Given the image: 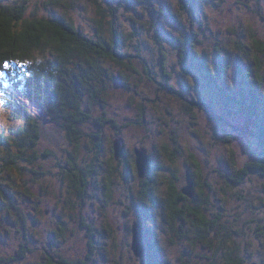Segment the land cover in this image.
<instances>
[{"label":"rangeland","instance_id":"374dc122","mask_svg":"<svg viewBox=\"0 0 264 264\" xmlns=\"http://www.w3.org/2000/svg\"><path fill=\"white\" fill-rule=\"evenodd\" d=\"M23 1L25 0H0V3L10 6ZM26 1L29 5V17L35 13L47 16L51 11L56 14H68L77 26L89 32L92 31L93 19L97 17L96 7L91 0H71L74 10L65 8L62 3L51 4V0ZM61 1L65 3L69 0ZM124 1L129 2L131 7H122L120 19L116 20L115 26L124 30V39L129 38L130 33L136 34L133 46L141 42V55L147 65L140 58L132 59V65L137 71L133 74L135 77L132 75L131 80L127 81V87L117 82L109 86V94L102 103L107 108L102 109L100 104L95 110V118L102 117L101 113L108 110L110 118L122 126L120 135L116 136L114 128L107 126L103 150L97 154L94 141L87 139L78 151L80 155L77 159L81 165L82 162H86L85 166L91 163L94 168L91 174L93 180L87 192L85 206L79 211V218L100 229L97 232L99 243L96 244V250L99 248L97 254L103 253L104 256L99 257V263L104 262L106 258L105 264H136L129 255L132 234L127 226L130 220H138L140 217H136V209L131 214L123 204L125 201L129 204L132 195L137 198L141 192L142 180L137 173L135 149L144 147L151 151L150 183L154 185L153 192L157 199L156 213L153 214L156 222L146 224L144 230L146 233L157 232L161 252L154 258L157 264H184V259L186 264H225L227 251L212 259L211 254H204L203 249L197 247L190 256L192 259L187 258L186 255L192 248L187 242L173 237L169 231V210L164 203L169 191L172 186L181 190L187 187V172L197 171L198 168L203 176H197L195 180L210 186V189L203 187L210 201L204 213L210 219L222 217L221 223L226 224L229 232L232 231L236 242H240L243 248L253 245L250 248L255 253L257 262L264 264V177L253 173L247 182L240 186L230 184L223 176L233 174L236 168L241 169L251 161V148H257V145L251 147L255 141L239 139L237 134L233 133V127L226 124L228 135L233 137V144H227L226 134L220 126L194 104L196 100L211 104L217 115L224 116L233 124L240 123V115L223 103L216 85L205 81L202 68L191 63L188 67L180 64L177 43L182 34L195 32V39L200 42L197 51L207 56L206 67L219 77V86H230L234 91H239L242 88L239 81L243 79L238 74L249 72L250 65L254 62L253 56L248 58L244 51H247V46L250 47L253 34L264 41V19L261 17V14L264 15V0H193L196 4L194 19L188 16H185L184 20L167 17L163 20V25H159L156 30L143 26L141 20L144 17L136 13L145 12V5L134 3L133 0ZM154 3L156 6L170 7L175 13L179 11L178 0H154ZM147 67L151 70L150 76L147 74ZM125 72L131 73L127 68ZM169 86L174 88L175 92ZM179 94H183V98H179ZM11 113L0 104V134H8L22 126V119L15 118ZM46 118L44 114L38 115L41 140L36 150L39 154H52L41 160L44 171L50 173V176H47L48 179L43 184L48 192L42 193L39 190L37 196L41 206L44 209H52L53 215L46 219L38 215L41 225L36 227L38 235L53 228L55 221L63 214L59 203L66 201L67 195L64 194L60 198L57 196L61 188L59 165L68 167L67 150L74 153L72 156L76 154V148L70 147L63 130ZM81 128L85 133L91 134L94 125L87 123ZM120 137L125 143V157L118 162L113 157L112 146ZM233 152L237 155L236 159ZM195 189L197 194L199 186ZM27 203L22 208L33 211L36 203ZM107 227L108 235L111 233L110 238L102 240L99 236L101 229L107 230ZM31 229L32 227L28 228ZM73 230L75 238L71 241L76 243H70V246L73 245L74 249L70 253L68 248L67 253L68 244L49 249L56 258L59 254L71 260L73 257L80 259L83 256L87 246V239L84 240L85 229L81 230L78 222L73 226ZM104 233L101 236H107ZM6 238L7 234L3 231L0 256L4 258L16 254L21 244V238L15 232ZM142 244L151 248L154 244L152 235H144ZM30 248L37 251L34 240ZM200 254L205 257L201 258ZM43 255L44 253L28 254L26 259L16 264H46ZM208 256L211 261L206 259Z\"/></svg>","mask_w":264,"mask_h":264},{"label":"trees","instance_id":"16d2710c","mask_svg":"<svg viewBox=\"0 0 264 264\" xmlns=\"http://www.w3.org/2000/svg\"><path fill=\"white\" fill-rule=\"evenodd\" d=\"M91 1L94 2L97 12V17L92 21L91 32L77 26L68 14H56L51 11L47 16L35 13L29 17L27 14L29 5L26 0L10 6L0 3V104L12 112V116L23 121L19 129L8 134L4 132L0 134V241L3 231L6 232L7 238L15 232L26 242L40 237L36 229L40 225L38 215L45 218L46 214L40 209L37 191L48 192L43 184L48 179L47 176H50V173L44 171L41 160L52 154H39L36 150L41 140L39 114H44L48 121L59 126L65 133L70 147L76 148L75 156L71 155L74 154L71 150H67L68 167L59 165L61 188L57 196L60 198L66 194V201L60 202L75 203L77 206L79 204L80 208L86 203L94 168L91 163L88 166H85L86 162H82V165L78 163L80 155L78 151L82 149L87 139H92L97 148L95 152H101L104 148L107 126L114 128L116 136L120 135L122 126L110 118L108 110L103 111L102 117L99 118H95V110L100 104L102 109L107 108L102 103L109 94V86L116 82L128 86L127 81L137 72L132 65V59L143 60L142 44L140 42L133 46L136 34L130 33L129 38L124 39V30L115 26L116 20L120 19L122 7L125 6L127 9L131 7L129 2ZM133 1L145 5L143 7L145 12L136 13L144 17L141 20L142 25L149 29L156 30L159 25H163V20L167 17L183 20L185 16L192 19L196 17L194 10L196 4L193 0H178V13L173 12L170 7L156 6L154 0ZM50 2L54 5L62 3L65 8L73 10L75 8L71 0L65 3L61 0ZM261 17L264 19V15L261 14ZM131 20L136 23L134 18ZM196 36L195 32H186L178 38L180 64L188 67L191 63L202 68L205 81L216 85L223 103L240 115V123L233 124L224 116L217 115L211 104L198 100L193 103L220 126L226 134L227 144H233V137L227 133L229 125L233 127V133L237 134L239 139L255 141L251 147L257 145V148H251V161L241 169L236 168L233 174L223 175L230 184L241 186L253 173L264 177V41L253 34L250 47H246L247 51L241 49L248 58L253 56L254 62L252 61L249 72L238 74L243 79L239 81L242 88L234 91L230 86H219L217 81L219 77L206 67L207 56L197 51L200 42L195 39ZM144 64L147 65L146 62ZM126 68L130 74L125 72ZM150 71L148 68L149 76ZM169 88L175 92L174 88L171 86ZM178 96L183 98V94ZM87 123L94 125L91 134L85 133L81 128ZM118 139L123 140L121 137L116 140ZM115 141L112 153L116 160ZM148 152L151 159V151ZM194 166L197 167L196 164ZM151 169L152 165L144 179L139 177L142 180L139 196L136 198L132 195L130 203L127 204L125 201V204L130 212L136 209L135 213L138 214L136 217H140L137 220L139 225L135 223L138 225L140 235L142 237L146 234L152 235L154 244L149 253L150 257L154 254L157 257L161 253L157 232L146 233L144 230L146 224L156 222L153 214L156 213L157 199L153 192L154 185L150 183ZM187 173L192 177L194 188L199 186L198 193L195 191L194 197L190 198L182 192L183 189L172 186L164 202L169 210L167 222L170 234L180 241L187 242L192 248L186 255L187 258L192 259L190 256L198 247L203 249L204 254H211L212 259L227 251L225 264H260L250 248L253 245L243 248L240 242H236L237 239H234L232 231L229 232L226 224L221 223L222 217L210 219L204 213L210 201L203 187L210 189V186L208 183L202 185L195 180V177L203 176L199 168L197 171L189 170ZM121 201L123 203V200ZM27 202L36 203L33 211L22 208ZM32 219L37 223L32 222ZM79 219L77 222L84 221L83 218ZM83 225L89 226L86 223ZM29 227L32 229L28 230ZM23 251L25 252L21 255L11 254L6 258L0 256V264L22 262L28 256V249L23 248ZM33 254H36L35 250ZM204 254H200L201 258L205 257ZM91 258L90 256V260ZM206 259L211 261L209 256ZM181 260L183 261V257ZM151 263L157 264L150 260L146 264ZM186 263L184 259V264ZM136 264H142V259L137 260Z\"/></svg>","mask_w":264,"mask_h":264},{"label":"flooded vegetation","instance_id":"af4514ba","mask_svg":"<svg viewBox=\"0 0 264 264\" xmlns=\"http://www.w3.org/2000/svg\"><path fill=\"white\" fill-rule=\"evenodd\" d=\"M60 205H61V209H62L63 214L58 217L57 221H55L53 228H51L49 231H45L44 234L41 233L39 239H36V240L32 239L31 242H26L24 240H21V244H20L19 249L17 250L16 254H13V255H21L23 252H25V251H23V248L28 249L27 254H31V253L33 254L34 251L30 248V244L34 240L36 243V246H37V251H35V252L38 255H41L44 253L43 258L46 260V262H45L46 264H51V263H53V264H105L106 258L104 259V262L102 261V263H99V257H103L104 255H103V253H100V255L97 254V252L99 251V248L96 250V244L99 243V239L97 237L98 236L97 232L100 229L96 228L95 225L92 227L89 223H88L89 226H84L83 223H85V222L81 221V220L79 221L80 229L81 230L85 229L84 231L86 233V235H85L86 238L84 237V240L87 239V246H86L85 252L83 253V256L80 259H76L75 257H73V260H71V259L63 258V255L61 256L60 254L57 258L51 254L52 252H50L49 249H52L53 247L54 248L55 247L60 248L62 246L64 247L67 244H68L67 249H66L67 253H68V248H70V253L72 252V249H74V248H73V245H72V247L70 246V243H76V242L71 241L73 238H75L74 234H73L74 233L73 226L78 223L77 220L79 219V215L81 213L79 211H82V209L85 206V204H84L80 208L79 204L77 206V204H75V203L69 204V202H61V203H59V206ZM123 205L125 206L126 204H123ZM126 208L128 211H130L128 209V207H126ZM40 209H42L44 211V213L46 214L45 219L50 218L53 215L52 209H44L43 206H41ZM131 214H132V212H131ZM77 216H78V218H76ZM31 221L36 222L35 219H32ZM129 222L130 223L128 224L127 227H129L128 231H130L132 234L131 235L132 240H131V246H130L131 250L129 249V255H130L133 262H137V260H140V258H137V256L135 255V253L133 251V229H134L135 225L138 227L139 223L134 218L132 220H130ZM135 223H137L138 225ZM153 224H155V222ZM89 227H91V228H89ZM93 228H95V229H93ZM101 230L102 231L99 235L100 239L103 240V238H105V239L110 238L111 233H110V235H108L109 227H107V230L106 229H101ZM104 232H106V234ZM103 233L107 236H101ZM139 236H140V240H141V244H142V236L140 235V233H139ZM143 247L145 249V258L142 260V264H146L149 260L155 261L154 260V258H156L154 256L155 254L150 257L151 253H149V250L151 248H148L144 245H143ZM151 247H152V245H151ZM104 250H105V248H104ZM73 253H75L74 250H73ZM182 253H183V251H182ZM90 256L92 257L91 260H90ZM182 257L183 256L181 254V258ZM102 259L103 258H101V260Z\"/></svg>","mask_w":264,"mask_h":264},{"label":"water","instance_id":"95a60500","mask_svg":"<svg viewBox=\"0 0 264 264\" xmlns=\"http://www.w3.org/2000/svg\"><path fill=\"white\" fill-rule=\"evenodd\" d=\"M114 152L117 161H121L125 157V144L122 139H118L115 141ZM135 155L138 175L141 179H144L151 165L149 152L145 148H136ZM187 184L188 186L185 187L182 192L186 196L193 198L195 195V188L192 177L189 173H187ZM133 251L137 258H140L142 260L145 258V249L141 244L138 227L136 225L133 229Z\"/></svg>","mask_w":264,"mask_h":264}]
</instances>
